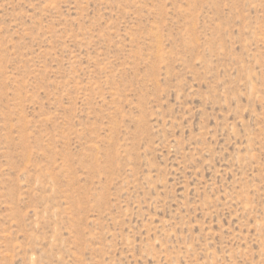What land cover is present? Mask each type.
<instances>
[{"label":"rangeland","instance_id":"1","mask_svg":"<svg viewBox=\"0 0 264 264\" xmlns=\"http://www.w3.org/2000/svg\"><path fill=\"white\" fill-rule=\"evenodd\" d=\"M0 264H264V0H0Z\"/></svg>","mask_w":264,"mask_h":264}]
</instances>
